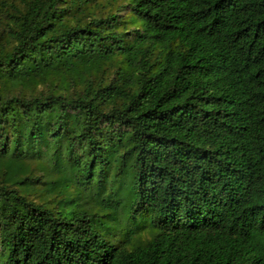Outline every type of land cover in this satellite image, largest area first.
Returning <instances> with one entry per match:
<instances>
[{"label":"trees","instance_id":"1","mask_svg":"<svg viewBox=\"0 0 264 264\" xmlns=\"http://www.w3.org/2000/svg\"><path fill=\"white\" fill-rule=\"evenodd\" d=\"M0 264H264V0H0Z\"/></svg>","mask_w":264,"mask_h":264},{"label":"rangeland","instance_id":"2","mask_svg":"<svg viewBox=\"0 0 264 264\" xmlns=\"http://www.w3.org/2000/svg\"><path fill=\"white\" fill-rule=\"evenodd\" d=\"M119 231V228H111V230H110V235L112 236L113 234H117V233H119L118 232ZM148 237V233L145 231V232H143V234H142V239H146Z\"/></svg>","mask_w":264,"mask_h":264}]
</instances>
